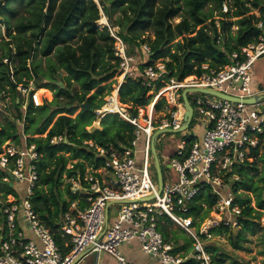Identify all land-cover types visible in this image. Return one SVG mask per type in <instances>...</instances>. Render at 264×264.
I'll use <instances>...</instances> for the list:
<instances>
[{"label": "trees", "instance_id": "1", "mask_svg": "<svg viewBox=\"0 0 264 264\" xmlns=\"http://www.w3.org/2000/svg\"><path fill=\"white\" fill-rule=\"evenodd\" d=\"M15 1L23 2L4 0L2 8L8 9ZM98 1L109 24L120 28L118 36L124 42L128 56L142 54V44L148 43L151 48L149 60L140 65V72L136 76L128 73L119 86L120 101L131 106L129 109L131 117H137L140 109L152 104L155 93L165 86V82L172 79L181 82L190 76L200 77L204 73L203 64L218 70L231 63L233 53L240 52L242 48L255 43L264 35V29L257 27V23L264 20V0H233V3L229 4V13L222 12V4L229 0H216L218 16L221 17L218 19L219 27L214 11H205L209 0H184L187 16L180 15L182 11L180 0ZM27 7L30 18H25L14 27L8 20L5 22L9 40L0 39V93L7 90L6 87H10V92L14 96L16 83L23 80L29 83L33 78L38 88L55 92L53 101L46 102L38 108L29 105L24 133L30 136L28 142L35 144L37 151L42 155L38 166L40 179L31 202L41 221L50 229L61 253L67 255L72 245H65L69 237L61 232L62 217L75 201H79L81 209L90 207L87 197L72 190V182L87 186V167L99 168L105 162L97 156L96 148H90L86 142L92 141L96 146L106 150L111 148L120 150L122 146L131 145L136 137V128L119 119L118 115L107 114L101 121V128L93 130L96 121L95 111L102 109L106 104L104 100L98 101V98L105 89H111L112 86V83L103 84L112 80L121 68V60L115 55V40L101 18L97 3L94 0H29ZM256 10H259L260 15L253 13ZM117 11L121 13V18L114 19V13ZM177 17H181L182 20L174 24L172 20ZM150 30L153 31L154 39L143 38ZM179 38L182 39L175 42ZM74 40L77 41L76 47L71 44ZM40 42L42 45L40 52L45 57L57 50L56 57L60 67H53L48 74H42L35 63H32L30 68L28 66ZM5 59L9 62L5 63ZM159 61L165 65L168 74L159 79L148 78L144 70ZM131 69L133 71L132 67ZM59 70H62L65 76H58ZM43 79L49 83H43ZM58 83L65 85V89ZM73 83L80 85L81 93L69 89ZM94 90L95 92L91 94ZM152 91L153 95L148 97ZM43 92L40 91V94ZM196 98V95H188L192 107L195 106ZM0 99L5 101V98ZM165 102V99H161L155 105V110H161ZM86 104L90 105V110L81 111L74 119L70 117ZM0 115L3 117V122L0 123L1 152V146L6 141L12 139L22 144L23 137L14 122L15 117L21 116L15 101L0 111ZM78 120L88 121L90 126L85 128L82 137L77 135ZM196 123L197 119L193 118L190 127ZM211 128L213 123H209L206 130ZM45 133L46 138L31 137ZM58 136L66 137L67 142L51 144L50 140ZM194 141L192 138L186 145L190 147ZM144 145L145 142L142 140L139 148L143 149ZM262 149L259 160L261 150L258 148L248 153V158H255L254 161L246 160L244 163L236 164L232 174H236L239 180L229 181L235 203L242 209L241 215L237 218L239 221L237 231L223 224L211 231L214 235L227 236L236 251L245 249L247 233L253 234L256 228L264 230L261 224V216L264 213V175L258 179L253 175L259 170L258 161L264 166V144ZM67 154L69 156H66ZM141 163L142 155H139L138 166ZM151 163L157 181L152 153ZM68 165L71 167L68 168ZM162 173L166 181L163 168ZM10 187L12 190L8 193L16 196H19L16 187L24 189V186ZM65 196H68L69 200ZM217 199L212 189L206 187L194 199L189 216L204 220L217 204ZM159 231L166 242L175 244V254L181 252L188 254L190 249L192 250L193 240L182 230L173 229V223L168 217L159 218ZM181 234L186 240L184 245H180L178 241ZM222 249L217 242L206 246L210 264H226L228 259L232 264H245L238 263L234 257L222 253ZM184 264L203 263L196 259H188Z\"/></svg>", "mask_w": 264, "mask_h": 264}, {"label": "built area", "instance_id": "2", "mask_svg": "<svg viewBox=\"0 0 264 264\" xmlns=\"http://www.w3.org/2000/svg\"><path fill=\"white\" fill-rule=\"evenodd\" d=\"M222 5L223 12L229 13L228 3ZM216 24L220 26L219 20ZM257 27L264 29V20L259 21ZM111 33L117 41L115 55L121 59L125 79L133 59L127 57L125 44L118 32L114 34L111 30ZM142 46L144 52L150 55L149 45L145 43ZM262 56L264 35L240 52L233 53L231 63L218 70L203 64L204 73L200 77L190 76L181 82L170 80L155 95L151 111L154 112L163 94L168 93L167 101L174 104L171 118L155 125L151 114L147 117L144 113L137 117L123 116L136 128V137L128 147L106 150L92 141L86 142L90 148H96L97 156L105 162L99 168L87 167V186L72 182V190L87 197L90 207L81 209L79 201H75L62 217L61 232L69 237L65 245H72L67 255L61 253L50 229L41 221L31 202L40 179L38 166L42 155L35 144L28 142L30 136L25 135L24 129L29 105L38 108L44 104L45 98L40 94L42 89L37 87L35 78L29 83L25 80L16 83L14 96L10 87H6L7 90L0 93V98H5V101L0 99V110L9 107L13 101L18 104L21 116L15 117L14 122L23 138L22 144L11 139L1 146L0 169L24 189L16 187L19 196L0 192V264H77L88 251L97 254L106 252L116 259L117 264H132L120 248L134 240L139 241L145 255L158 259V264H184L188 259L210 264L206 246L215 238L211 231L221 224L233 231L239 227L237 218L242 209L235 203L229 184L231 180H239L236 174H232L233 169L236 164L252 161L248 153L252 149H261L264 144V91L257 89L253 77L254 65ZM11 71L14 75L13 69ZM144 73L151 79L168 74L161 61L147 67ZM189 88L211 89L238 98L240 102L210 95L203 97L205 94L201 93L191 94L197 97L194 115L197 113L205 117L207 125L213 123V128L206 130L203 137L196 139L190 147L183 143L169 157L170 165L179 173V180L172 182L168 178L159 194L158 183L151 176L152 136L160 129L178 130L182 127L185 108L180 103L182 97L178 92ZM253 97L263 99L254 104L243 102ZM98 112L103 114L101 110ZM46 137L47 134L44 135ZM142 140L145 145L140 149ZM62 141L67 142L66 137H54L50 143ZM139 155H142L140 166L137 164ZM6 180V177H0L1 183ZM206 187H210L218 197L209 214L213 216L204 220L189 216L194 199ZM151 196H154L153 200L142 201ZM127 200L134 202L124 204ZM111 203L119 204L110 208L120 209L116 212L115 221L109 223L106 209ZM162 216L168 217L175 228L193 240L192 250L185 257L181 256L182 252L175 254V244L166 242L159 231V218Z\"/></svg>", "mask_w": 264, "mask_h": 264}, {"label": "rangeland", "instance_id": "3", "mask_svg": "<svg viewBox=\"0 0 264 264\" xmlns=\"http://www.w3.org/2000/svg\"><path fill=\"white\" fill-rule=\"evenodd\" d=\"M95 1V0H94ZM176 1V0H175ZM0 2H2V4L0 5V39H5V40H9V36L7 34L6 31V25L5 22L8 20L10 25L12 27H14L16 24H18L20 21H23L25 18H30L29 12H28V2L29 0H23V2L20 1H15L12 2L9 6L8 9H4L2 8L4 0H0ZM95 3H97L98 8L100 10V14H101V18L104 22V24L109 28V30L111 29L114 34L117 32H120V28L119 27H112L107 18L104 15V12L102 10V7L99 4V1L97 0V2L95 1ZM184 0H180V4L182 5V11L180 13L181 16H187V12L185 10L186 6L183 4ZM228 5L233 3V0H229L227 1ZM218 4L216 0H209L207 6L205 7V11L209 12V11H214L215 14V19H221V17H219V12H218ZM222 12H223V5H222ZM224 13V12H223ZM253 13H257L258 15H260L259 10L254 11ZM121 18V13L119 11L114 13V19H118ZM236 19V18H235ZM234 19V20H235ZM182 20L181 17H177L175 19L172 20V22L174 24L179 23ZM102 28V27H101ZM110 30V33H111ZM30 35V34H29ZM233 35H235V28H233ZM111 37L112 33H111ZM120 38V37H119ZM143 38L146 39H154V34L153 31L150 30L148 31L145 36ZM182 38L177 39L175 42H177L178 40H181ZM122 40V39H121ZM116 43L117 41L114 42V50L115 53L117 51L116 48ZM124 43V42H123ZM71 44L76 47L77 45V41L74 40L73 42H71ZM148 45V43H146ZM144 45V44H142ZM141 45V49L143 50V46ZM41 42L39 44V46L37 47V51L35 52L34 58L32 60H30L28 62V65L30 67H32V63H35L36 65H38L39 70L41 71L42 74H48L50 72V70L53 67H60L59 66V61L56 57V51H54L50 56L45 57L42 55L41 51ZM126 47V46H125ZM150 47V46H149ZM135 53V52H134ZM127 55V52H126ZM129 58H132V62H131V67L133 68L130 70L129 74H132L133 76H136V74H138L140 72V65L145 64L148 62L149 60V55L147 53L142 52L141 53H135L132 56H128ZM121 60V59H120ZM122 68H120V70L117 72L116 76L110 80L107 83H104L103 85H108L109 83H112L111 89L107 88L103 91V93L100 95V97L98 98V101L100 100H104L105 101V105L102 109H100L102 111L103 114H99V110H96V121L94 123V127H96L97 129L101 128V121L102 119L107 115V114H115L118 115L119 119L124 120L123 116L115 111H112L111 107L113 106V98H114V93L116 90L119 89V86L124 82V76L122 74ZM58 76H65V74L63 73L62 70L58 71ZM253 77L255 79V84L258 90H260L261 92L264 91V56H262L261 58H259L257 60V62L254 65L253 68ZM164 81V80H163ZM43 83H49L46 79H43ZM59 84V83H58ZM168 82H165V85L167 86ZM61 87L62 85L59 84ZM165 86V87H166ZM63 89H65V85L64 87H62ZM69 89H74L75 91L81 93L82 89L80 87V85L78 83H73L71 85V88ZM41 91H44L43 97L45 98L44 103L46 102H51L55 99V92H53L52 90H48V89H42ZM119 91V90H118ZM95 92L92 91L91 94H93ZM45 93H47L46 95H44ZM182 93L183 91L178 92V94L182 97ZM90 94V95H91ZM176 94V93H175ZM150 95H153V91L150 92L148 94V97H150ZM156 95V93H155ZM119 96V94H118ZM167 96L168 93L163 94V96L161 97L162 99H165V103L163 105V107L161 108V110L156 111L154 110V112H152V106L151 104L147 107H145L144 109H140L139 114L144 113V115L147 117L148 115H152L153 116V120H154V124L155 125H159L161 124V122L163 120H167L171 118V113L174 111V104H170L167 101ZM199 98H201L202 96L198 95ZM118 101L120 104V110L121 112L125 115L129 114V109L131 108V106L129 105H124L121 103L120 101V97H118ZM160 101V100H159ZM181 104L184 105L183 103V99L180 102ZM44 105V104H43ZM82 108H79L76 113L74 115H71V118H76L77 115L81 112ZM2 111V110H0ZM104 112H110V113H104ZM197 119V123L192 126L189 127L186 131L184 132H180V133H167V134H163L159 137V140L157 142V149H158V156L162 165V168L164 169V175L166 180L169 178L172 182H177L179 180V173L174 169H166V167H168V165H170L169 162V157H171L176 150L183 144L186 143L188 140L190 139H201L206 131V127H207V120L205 117H201L199 116L197 113H195L194 115ZM3 122V117L2 115H0V123ZM78 123V129H77V135L79 137H82V133L85 130L86 127H89V122L86 121H77ZM47 134V133H45ZM35 135V136H31L33 138H37V137H43L44 135ZM260 156L258 157V160L260 159V157L262 156V152L263 149H260ZM66 156H69V154H67ZM153 158V157H152ZM255 158H252V161H254ZM71 165H68V168H70ZM258 172L253 174L255 175L256 179H258L259 177H262L264 175V166L263 164L258 161ZM151 176L152 179L154 180V182H156V178H155V171L154 168H151ZM0 177H6L7 180L5 182H0V192H11L12 188L8 187V185H15L18 186L17 183H15L13 181V179L11 177H7L5 175V171H3L2 169H0ZM65 178V183H67L66 177ZM4 183V184H3ZM8 184V185H6ZM13 187V186H12ZM62 188H64V186H62ZM13 190H15V187L13 188ZM66 199L69 200L68 196H65ZM120 209V207H118V210ZM211 217L213 216L212 214L210 215ZM209 216V217H210ZM208 217V216H207ZM208 217V218H209ZM261 224L264 227V213L261 216ZM173 229H177L173 226ZM237 231V230H236ZM183 234L180 235L179 237V242L180 245H184V243L186 242V240L183 238ZM247 237H248V241L244 243V247L245 249L242 251L239 250H234L228 240L227 236L224 235H215V238L213 241L208 242L207 245H211L212 243H219L222 246V253L224 254H229L230 256L234 257L238 263L242 262L245 264H264V230L256 228L255 232L253 234L251 233H247ZM206 245V243H205ZM191 252H188V254ZM186 253L182 254V257H185V255H188ZM231 260H227L226 264H232ZM86 264V262L84 263Z\"/></svg>", "mask_w": 264, "mask_h": 264}, {"label": "water", "instance_id": "4", "mask_svg": "<svg viewBox=\"0 0 264 264\" xmlns=\"http://www.w3.org/2000/svg\"><path fill=\"white\" fill-rule=\"evenodd\" d=\"M1 4H2V2H0V5ZM59 84H61L62 87H64V85L62 83H59ZM194 93H201V94H205V95L215 96V97L226 99V100H229V101H232V102H240V99H238V98L227 96V95H225L223 93H220V92H217V91H214V90H211V89L189 88V89H184L183 90L182 99H183V103H184L185 114H184V121H183L182 127L180 129H178V130H174V129H160V130H157L152 136L151 153H152V157L154 159V164H155V168H156V172H157V183H158V187H159V191H158L159 194H161L162 189L164 187V178H163V173H162V166H161V163H160V160H159V156H158V153H157V148H156L157 142L159 140V137L161 135H163V134H167V133L173 134V133L184 132L190 127V124H191V122H192V120L194 118V108L190 104V101L188 99V95H191V94H194ZM262 99H263V97H253V98H250V99H245V100H243V102H245L246 104H254L257 101H260ZM88 110H90V105L86 104L84 107H82L81 111H88ZM96 129H97L96 127L93 128V130H96ZM167 168L171 169L172 166L168 165ZM10 186H12V184ZM153 199H154V196H151V197H149L147 199H142V201H145V200L146 201H151ZM133 202L134 201H132V200H127V201H124V204H130V203H133ZM113 204H119V203H111V204H109L108 208L106 209L107 221H108V217H109V208Z\"/></svg>", "mask_w": 264, "mask_h": 264}, {"label": "crops", "instance_id": "5", "mask_svg": "<svg viewBox=\"0 0 264 264\" xmlns=\"http://www.w3.org/2000/svg\"><path fill=\"white\" fill-rule=\"evenodd\" d=\"M80 195L82 196V194ZM78 206H80L79 203ZM117 210L118 207L109 208V217H108L109 223L115 221ZM120 250L123 253V255L127 258V260L132 264H158V259L151 258L143 253L141 244L137 240L124 244L120 248ZM85 262L86 264H117L116 259L112 255L106 252L97 254L91 251H88L78 261L77 264H84Z\"/></svg>", "mask_w": 264, "mask_h": 264}, {"label": "bare ground", "instance_id": "6", "mask_svg": "<svg viewBox=\"0 0 264 264\" xmlns=\"http://www.w3.org/2000/svg\"><path fill=\"white\" fill-rule=\"evenodd\" d=\"M97 2V0H95ZM46 95V94H44ZM118 90L115 91L114 93V98H113V106L111 107L112 111H115L119 114H121L122 116H124V114L121 112L120 110V105H119V101H118Z\"/></svg>", "mask_w": 264, "mask_h": 264}]
</instances>
